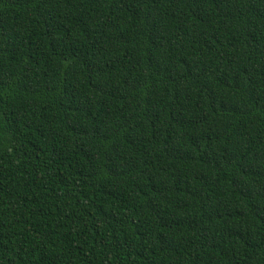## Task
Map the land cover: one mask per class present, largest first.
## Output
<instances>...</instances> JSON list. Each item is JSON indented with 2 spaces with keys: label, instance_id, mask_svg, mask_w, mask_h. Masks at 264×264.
Returning a JSON list of instances; mask_svg holds the SVG:
<instances>
[{
  "label": "trees",
  "instance_id": "16d2710c",
  "mask_svg": "<svg viewBox=\"0 0 264 264\" xmlns=\"http://www.w3.org/2000/svg\"><path fill=\"white\" fill-rule=\"evenodd\" d=\"M0 264H264V0H0Z\"/></svg>",
  "mask_w": 264,
  "mask_h": 264
}]
</instances>
